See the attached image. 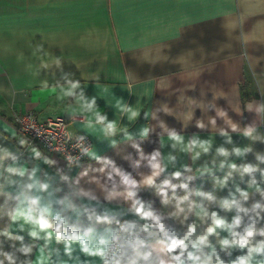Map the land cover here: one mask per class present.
<instances>
[{
	"label": "crops",
	"instance_id": "1",
	"mask_svg": "<svg viewBox=\"0 0 264 264\" xmlns=\"http://www.w3.org/2000/svg\"><path fill=\"white\" fill-rule=\"evenodd\" d=\"M26 111L68 117L87 158L28 145ZM88 203L178 264H264V0H0V264H177L72 230Z\"/></svg>",
	"mask_w": 264,
	"mask_h": 264
},
{
	"label": "built area",
	"instance_id": "2",
	"mask_svg": "<svg viewBox=\"0 0 264 264\" xmlns=\"http://www.w3.org/2000/svg\"><path fill=\"white\" fill-rule=\"evenodd\" d=\"M15 129L28 145H36L47 154H57L66 165H78L84 161L92 147L85 133L71 134L67 129L69 118L55 115L38 120L33 111L16 114Z\"/></svg>",
	"mask_w": 264,
	"mask_h": 264
},
{
	"label": "trees",
	"instance_id": "3",
	"mask_svg": "<svg viewBox=\"0 0 264 264\" xmlns=\"http://www.w3.org/2000/svg\"><path fill=\"white\" fill-rule=\"evenodd\" d=\"M66 188H69L66 185ZM70 190V189H69ZM140 211L147 215L148 206L145 203H140ZM72 224V230L81 232L87 228L99 227V226H110L116 229H128L136 234V237L142 244L147 245L153 240H164L167 243L169 251L176 257L177 264L179 263V251L176 244L168 237V235L160 230L157 226L153 225L150 221L144 220L142 224H146L143 228L127 226L117 215L110 214L102 209L100 206L88 203L84 204L82 210L78 213L77 217L70 220Z\"/></svg>",
	"mask_w": 264,
	"mask_h": 264
},
{
	"label": "clouds",
	"instance_id": "4",
	"mask_svg": "<svg viewBox=\"0 0 264 264\" xmlns=\"http://www.w3.org/2000/svg\"><path fill=\"white\" fill-rule=\"evenodd\" d=\"M55 63H57V64H58V63H59V61H58V60H56V61H55ZM72 87H73V88H75V87H77V85H72ZM68 94H69V95H71V93H70V92H69ZM133 115H135V112H133ZM43 226H44V227H47V225H43ZM33 235H34V234H33ZM25 251H28V250H27V249H25ZM9 259H11V257H9Z\"/></svg>",
	"mask_w": 264,
	"mask_h": 264
}]
</instances>
